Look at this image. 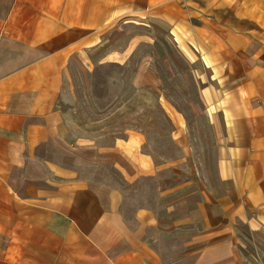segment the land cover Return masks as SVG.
<instances>
[{"label":"crops","instance_id":"crops-1","mask_svg":"<svg viewBox=\"0 0 264 264\" xmlns=\"http://www.w3.org/2000/svg\"><path fill=\"white\" fill-rule=\"evenodd\" d=\"M154 23L192 67L211 70L200 100L220 188L167 223L140 207L132 226L121 189L83 179L59 157H110L130 183L152 170L151 158L130 139L106 149L67 141L59 101L73 64L125 65L146 36L119 49L116 33ZM136 79H157L147 59ZM237 222L264 234V0H0V264H166L148 230L187 227L198 231L172 264H264L243 256Z\"/></svg>","mask_w":264,"mask_h":264},{"label":"rangeland","instance_id":"rangeland-1","mask_svg":"<svg viewBox=\"0 0 264 264\" xmlns=\"http://www.w3.org/2000/svg\"><path fill=\"white\" fill-rule=\"evenodd\" d=\"M125 29L114 37L119 49L136 36H146L133 44L135 51L125 65L96 64L90 72L81 71L76 64L71 66L59 101L65 115L61 132L69 142L83 139L100 149L130 139L138 154L151 158L152 170L130 183L110 157L103 156L99 163L71 155H61L59 160L85 180L121 189L125 193L123 214L132 226L140 207L153 209L167 223L172 215L194 209L203 200V190L219 191L216 136L200 100V89L214 82L211 70L201 61L192 67L179 54L165 26L154 23ZM144 59L157 78L152 84L136 79ZM179 138H185L184 142ZM188 229L170 233L151 229L147 235L152 242L157 240L153 246L164 262L172 264L198 231ZM235 229L245 245L243 256L248 255L247 261L264 263V234L252 233L239 222ZM179 259L183 264L193 261Z\"/></svg>","mask_w":264,"mask_h":264}]
</instances>
